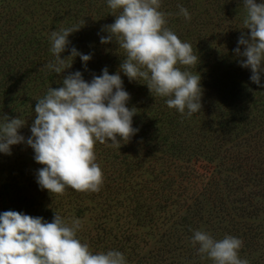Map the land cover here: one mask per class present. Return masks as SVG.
Here are the masks:
<instances>
[{
	"label": "trees",
	"instance_id": "1",
	"mask_svg": "<svg viewBox=\"0 0 264 264\" xmlns=\"http://www.w3.org/2000/svg\"><path fill=\"white\" fill-rule=\"evenodd\" d=\"M161 3L160 10L170 14L167 27L200 56L197 69L190 70L201 74V111L182 115L167 106L166 97L152 95L146 81H129L121 73L131 96L127 106L138 111L133 127L139 131L121 147L97 142V163L105 176L100 191L68 188L57 194L67 197L58 205L91 195L104 222L120 224L122 253V245L137 237L134 224L158 227L166 239L192 240L197 230L212 235L220 230L242 239L239 256L247 259L264 245V87L251 81V69L239 63L246 58L234 53L239 37L250 36L230 13L243 0H203L200 8L191 0ZM181 5L190 20L179 14ZM114 22L107 0H0V123L4 115L19 116L26 123L20 133L31 136L36 100L62 83V76L45 67L54 60L49 37L61 27H81L69 36L62 58L72 47L92 56L87 70L79 56L73 58L64 75L79 70L91 81L105 67L115 74L125 52L114 42H100L108 35L102 27ZM22 145H13L11 155L0 153V160H17L21 149L31 148ZM134 251L131 246L124 254Z\"/></svg>",
	"mask_w": 264,
	"mask_h": 264
},
{
	"label": "clouds",
	"instance_id": "2",
	"mask_svg": "<svg viewBox=\"0 0 264 264\" xmlns=\"http://www.w3.org/2000/svg\"><path fill=\"white\" fill-rule=\"evenodd\" d=\"M107 5L115 22L102 27L108 35H102L100 42H114L124 50L119 70L110 74L105 67L91 81L79 70L64 75L72 68L73 58L79 56L87 70L92 56L72 47L71 54L62 58L71 43L69 36L81 27L54 30L49 37L54 60L45 67L63 77L61 86L48 88L36 100L31 136L20 133L26 123L19 116L4 115L0 123V153L11 155L13 145L30 146L34 160L43 166L37 170V184L52 196L63 195L68 188L99 192L105 176L97 163L96 143L121 147V142H129L139 131L133 127L138 111L127 106L131 96L121 73L129 81H146L152 95L166 97L167 106L182 115L191 117L202 109L201 74L190 70L197 69L200 56L167 27L170 14L160 10L161 0H107ZM243 7V25L250 36L244 33L239 37L234 53L246 58L239 63L251 69V81L264 87V3L243 0ZM179 8V14L190 20L188 10L182 5ZM240 46H244L243 51ZM82 227L80 219L69 220L56 211L51 222L19 211H4L0 213V264H127L120 251L94 252L78 238ZM192 243L198 244L199 254L214 264H249L239 256L242 239L234 236L217 240L197 230Z\"/></svg>",
	"mask_w": 264,
	"mask_h": 264
},
{
	"label": "rangeland",
	"instance_id": "3",
	"mask_svg": "<svg viewBox=\"0 0 264 264\" xmlns=\"http://www.w3.org/2000/svg\"><path fill=\"white\" fill-rule=\"evenodd\" d=\"M191 1L197 6L196 8L202 6L203 0ZM230 13L240 22H243L245 15L243 6L231 9ZM92 69L93 67H89L88 72ZM214 69L216 71L221 70L219 65ZM34 155L32 148L25 147L21 149L20 157L17 160H0V213L14 210L31 216H40L51 222L56 211L69 220L77 218L82 221L83 227L78 232V238L82 242L88 243L94 252H107L109 250L121 252L122 247L118 236L121 233L120 224L114 220L104 222L103 211H100L97 203L89 199L91 195L83 194L79 199L72 196L69 204L58 205V199L63 201L67 200V197L62 198L57 194L52 196L47 190L40 189L36 181V174L37 170L43 166L36 163ZM43 207L47 208V212L42 210ZM78 209L79 211H77ZM131 223L132 220L129 224ZM131 232L136 233L137 237L122 245L124 253L128 252L131 246L135 249L131 254L123 253L127 264H214L206 255L202 257L199 254V245L194 246L190 239L177 238L176 236L177 240L175 238L166 239L160 234L158 227H149L148 225L135 226L132 224ZM215 232L216 235H212V231L208 230V233L217 240L222 239V235L225 236L226 234H223L220 230ZM177 233H180V231ZM173 245H177L178 248L172 249ZM158 250L163 255H156ZM167 250L170 251L167 252ZM163 256H167L166 261L160 259ZM240 258L245 259L244 256H240ZM247 260L249 264H264V245L247 256Z\"/></svg>",
	"mask_w": 264,
	"mask_h": 264
}]
</instances>
